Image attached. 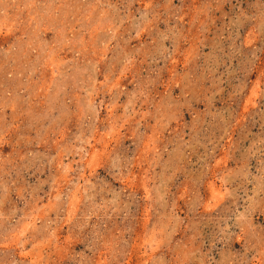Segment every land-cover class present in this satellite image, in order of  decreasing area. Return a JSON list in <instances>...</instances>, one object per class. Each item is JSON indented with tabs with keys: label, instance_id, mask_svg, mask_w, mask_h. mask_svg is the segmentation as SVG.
<instances>
[{
	"label": "rangeland",
	"instance_id": "rangeland-1",
	"mask_svg": "<svg viewBox=\"0 0 264 264\" xmlns=\"http://www.w3.org/2000/svg\"><path fill=\"white\" fill-rule=\"evenodd\" d=\"M0 264H264V0H0Z\"/></svg>",
	"mask_w": 264,
	"mask_h": 264
}]
</instances>
